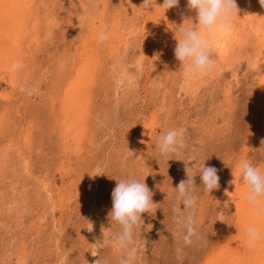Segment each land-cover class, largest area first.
Masks as SVG:
<instances>
[{"label":"rangeland","instance_id":"374dc122","mask_svg":"<svg viewBox=\"0 0 264 264\" xmlns=\"http://www.w3.org/2000/svg\"><path fill=\"white\" fill-rule=\"evenodd\" d=\"M80 2L85 4L82 12L76 6L79 0L36 1L39 34H30L37 38L30 52L35 63H29L16 90L0 96V264H120L129 253L133 264H201L214 253L210 245L217 235L225 242L233 230V223L226 226L230 220L217 217L216 210L248 142V162L264 174V107L256 98L264 78V49L256 53L249 43L247 55L231 68H222L218 76L207 74L200 89L182 91V62L174 69L173 62L164 66L163 59H155L162 49L157 41L152 45L154 28L142 31L148 20L140 12L134 25L130 23L128 4L133 0ZM102 8L104 20L96 17ZM111 20L119 25L111 26ZM88 24L97 33L127 29L129 35L120 29L119 36L129 40L116 65L108 47H99L102 58L93 82L85 151L64 166L58 126L61 98L70 82L73 53L86 41ZM255 55L257 65H250ZM31 89L35 91L29 95ZM151 121L150 141L143 149L145 127ZM170 129L182 132L183 147L178 155L165 157L158 139ZM204 163L219 176V187L211 192L203 189L199 175ZM187 169L197 198L190 209L175 188L188 179ZM130 177L146 183L155 204L151 214H142L134 243L122 248L114 240L122 228L109 213L117 180ZM240 182L245 188L237 199L245 200L250 188L242 176ZM58 193L64 195L63 204L58 202L62 210L55 202ZM177 215L194 219L197 235L190 245L182 243L185 230L176 223ZM95 245L99 247L94 261Z\"/></svg>","mask_w":264,"mask_h":264},{"label":"bare ground","instance_id":"6f19581e","mask_svg":"<svg viewBox=\"0 0 264 264\" xmlns=\"http://www.w3.org/2000/svg\"><path fill=\"white\" fill-rule=\"evenodd\" d=\"M36 1L37 0H0V96H2L3 93L8 92V90L10 89H12L10 91H13V87L15 89L17 85L19 86V84L22 83L21 80L24 79L22 78V74L24 75L23 72L30 70L31 66L28 67L29 63H31L32 61L35 63L34 59L31 57L30 52L32 47L31 45L32 43L36 42L37 38L35 35V37L32 35L33 37L31 38L30 34H35L37 32V26L35 25V22L38 21V16L35 15L36 10H38V6ZM80 1L82 0H79V3L76 4V6L78 7L79 11L82 12V9L85 10V4L81 3ZM139 3L143 4V0H133L131 4L130 2L128 4L131 5L129 9L130 14L128 15L133 18H129L130 23H132V21L136 18V13L139 14L140 12V14H143L145 20L148 21L146 22V24H143L144 26L141 27L142 31L150 33V30L153 27L154 31L150 33L152 45L154 44V42L157 41V43L160 44L162 49V53H159L160 55L158 57H155V59L159 57L161 60L163 59L162 62L164 66L173 62L175 64V69L180 65V61L176 59L174 52L175 47L178 43V40L176 38H179L178 27L182 26L183 24L185 27H192L193 25L197 24V12L188 8L187 0H179V5L169 10H166L160 6L162 5L163 0H151V7H141V9L138 10L137 5ZM236 3L239 12L238 15L233 17L231 28L227 32L223 31L222 29L217 30V32L208 36L209 43L212 46L211 58L214 61L213 69L211 72L208 73L210 76H213L215 72H218L217 75L215 74L216 76H218L219 72L223 70L222 68L230 67L236 61H238L239 58L241 59L245 57V54L247 55L246 50L249 43L254 47L256 53H259V51L261 52V50L264 49V6L260 4L259 0H236ZM103 8L100 12H96V17L102 15V20H104L106 16L105 9ZM117 24L118 23H116L115 20L111 22V26L115 27V25ZM30 26L32 27L30 28ZM93 26L90 24L85 29L86 33L84 34H86V41L82 40L81 38L82 42L79 45L80 47H76L80 49H75L77 50L76 52L80 54L73 53V55H75L73 56L74 59H72L71 62L72 71L70 82L66 84L67 89H64L65 92L63 93V97L61 98V105L59 110L60 124L58 126L60 128V137L64 145V148H62L64 150L65 155H63L64 157H66L64 159L65 161L62 163L64 166L65 163H71L69 162V159L73 157L75 158L77 157V155L81 154L82 151H85L83 150V148L85 146L84 143L86 141L87 136L89 107L90 104H92L91 98L93 95V82L95 81V76L97 73L96 71L99 70L98 64L102 58V53L100 54V50L102 51L103 47H108V50L112 52V62L116 65L121 62V58H123L122 56L125 54L123 52L124 54L121 55V49H124L126 47V43L128 42L127 40H129L125 37L119 36L120 29L126 32L128 31L127 29L118 27L112 28L111 30L107 28L108 31L110 30L108 32V39L101 42L100 46H98L97 43L100 42H98L97 38L99 31L97 33L96 27ZM131 28L132 31H134L135 27L132 26ZM127 33L128 35L130 34L129 32ZM37 34L39 33L37 32ZM99 47H102V49ZM126 51L127 50L125 49V52ZM255 56L251 57V60L249 59L251 61L250 65H257V61L260 55L258 57L256 56V59ZM141 57H143V54L140 56V58ZM13 62H20L23 67L16 71H13L11 68ZM150 64H152V62ZM136 65L135 66L137 68L141 67L140 62H136ZM185 70L186 65L183 66V72L180 75V78L182 80V83L179 86L181 87L180 89H184L186 92L188 89H200V86H202V84L204 83V78L207 74L200 75L192 80L186 81L183 78ZM26 73L28 72H25V74ZM120 75H123V72H121ZM133 81H135V79ZM257 93L258 97L256 98H258V101L259 103H261V106L264 107V78L259 84ZM230 103L231 102H229L226 107L230 106ZM154 117L155 116H152V121L155 122ZM152 121L151 123L148 122L150 123L148 127H145V135L144 133L142 134L144 135V145L142 147L143 149L148 147L147 145L150 141L151 130L153 129L151 128V126H154V122ZM249 144L250 143L248 142L247 145L244 146L242 155L240 154L241 156L238 160L239 162L235 164V168L233 167V178L231 177L232 179L229 180L227 185L223 188L221 195V192H219V204L216 210L219 216L217 217L222 219V217L225 216V220L223 219L224 221L229 219L230 221H227L228 223H226V226H228L229 224L231 226V223H233V230L231 229L232 231H229L230 236L227 240H225V242H220L221 235H217V237L215 236L216 240H213L214 243L210 245V248L214 250H212L214 253L210 256V258H215V261L213 262L208 257V259L204 262H201V264H264V238L258 240L253 246H249L247 244L246 234V230L249 226H256L260 229L261 233L264 234V197L258 198L261 201V208L256 211L252 209L250 204H247L245 206L246 199L244 200V197L241 200L237 199V193L242 190L244 186L243 183L240 182L242 173L239 170V165L241 162L249 160V156L247 155V153H249ZM62 170L63 167H61V171ZM245 192L247 193V191ZM57 195H59V197L56 196L57 199L55 200V202L57 203V206L60 207L61 205H59L58 202L61 201L60 203H62L61 197L64 195H62L61 193H58ZM62 206L60 210H62ZM92 227L90 225L91 230ZM97 247V245L94 246L92 253L95 255H92V259L94 261L97 258ZM212 251L208 250V252L210 253H212ZM207 256L208 254L205 253V256H203V258H206Z\"/></svg>","mask_w":264,"mask_h":264},{"label":"clouds","instance_id":"9594fccd","mask_svg":"<svg viewBox=\"0 0 264 264\" xmlns=\"http://www.w3.org/2000/svg\"><path fill=\"white\" fill-rule=\"evenodd\" d=\"M259 2L264 6V0H259ZM178 5L179 0H163L160 6L169 10ZM187 6L190 10L197 12L198 23L192 27H185L184 24L178 27L179 38H176L178 43L174 50L176 59L182 62V66L186 65L183 76L186 81L212 71L214 61L211 58L212 46L208 36L221 29L227 32L232 26L233 17L239 12L236 0H187ZM140 7H151V0H143ZM97 38L98 41L103 42L108 39V34L102 31ZM22 67L20 62H13L11 65L13 71ZM33 91L35 89L29 90L28 94L31 95ZM182 147V132L177 129L166 131L158 139L159 152L165 157L178 155ZM188 169V179L182 180L175 188L185 208L190 209L196 205L197 198L193 194L195 182ZM239 170L242 173L243 181L250 188L245 199L256 211L261 208V201L258 198L264 197V174H261L259 169L248 161L241 162ZM199 175L205 191L211 192L219 187V176L214 167L205 166L204 163L200 167ZM117 181L118 183L112 192L113 206L109 215L110 219L117 222L122 228L114 240L120 247L124 248L134 243V232L140 227L142 214H151L155 203H153L152 193L144 181L134 177ZM175 219L176 223L185 230L182 243L190 245L192 237L197 235L193 217L191 215H177ZM246 234L249 246H253L258 240L264 238V234L256 226H249ZM97 246L99 247V245ZM133 259L129 253L126 258L120 260V264H133Z\"/></svg>","mask_w":264,"mask_h":264}]
</instances>
